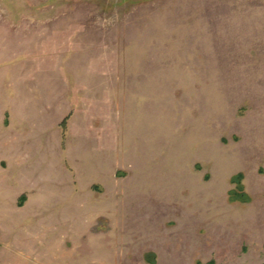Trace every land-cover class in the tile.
I'll list each match as a JSON object with an SVG mask.
<instances>
[{
  "label": "rangeland",
  "instance_id": "374dc122",
  "mask_svg": "<svg viewBox=\"0 0 264 264\" xmlns=\"http://www.w3.org/2000/svg\"><path fill=\"white\" fill-rule=\"evenodd\" d=\"M211 260L264 264V0H0V264Z\"/></svg>",
  "mask_w": 264,
  "mask_h": 264
},
{
  "label": "trees",
  "instance_id": "16d2710c",
  "mask_svg": "<svg viewBox=\"0 0 264 264\" xmlns=\"http://www.w3.org/2000/svg\"><path fill=\"white\" fill-rule=\"evenodd\" d=\"M242 176L241 175H239V178H241ZM240 189H242V188H240ZM235 194V198L237 199L238 197L240 198L241 196H243L242 194H240L238 191H236L235 193L233 192V195ZM26 200V197H25V195H23L22 197H21V203H20V205H23V203H24V201ZM232 200H234V198H232ZM207 264H215V261H213V260H211L210 262H208Z\"/></svg>",
  "mask_w": 264,
  "mask_h": 264
}]
</instances>
